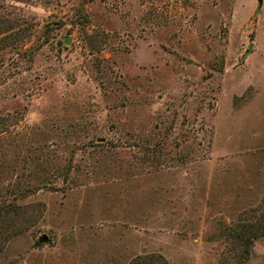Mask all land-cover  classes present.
Masks as SVG:
<instances>
[{
	"label": "rangeland",
	"instance_id": "obj_1",
	"mask_svg": "<svg viewBox=\"0 0 264 264\" xmlns=\"http://www.w3.org/2000/svg\"><path fill=\"white\" fill-rule=\"evenodd\" d=\"M1 29L0 191L31 224L0 264L233 260L264 213V0H0Z\"/></svg>",
	"mask_w": 264,
	"mask_h": 264
},
{
	"label": "trees",
	"instance_id": "obj_2",
	"mask_svg": "<svg viewBox=\"0 0 264 264\" xmlns=\"http://www.w3.org/2000/svg\"><path fill=\"white\" fill-rule=\"evenodd\" d=\"M4 30H0V41L5 35H1ZM29 189L23 190L22 184L6 185L3 193L0 191V250L15 235L26 230L31 224V215H25L28 203L19 202L18 198L27 195ZM260 206L264 208V195ZM264 211V209H263ZM31 214V213H30ZM232 245L229 248L233 260L224 261V264H242L249 258L251 246L255 238L264 234V213L258 221L243 222L235 228H228ZM126 264H169L168 260L160 253L150 252L133 256Z\"/></svg>",
	"mask_w": 264,
	"mask_h": 264
},
{
	"label": "water",
	"instance_id": "obj_3",
	"mask_svg": "<svg viewBox=\"0 0 264 264\" xmlns=\"http://www.w3.org/2000/svg\"><path fill=\"white\" fill-rule=\"evenodd\" d=\"M259 1V3H261L262 2V0H258ZM46 238H47V236H46V234H42L41 236H40V240L41 241H44V240H46Z\"/></svg>",
	"mask_w": 264,
	"mask_h": 264
}]
</instances>
